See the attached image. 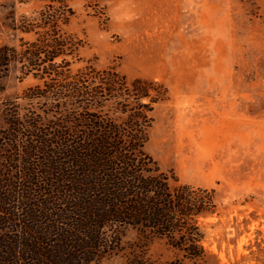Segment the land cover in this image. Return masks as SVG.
Wrapping results in <instances>:
<instances>
[{
    "label": "trees",
    "instance_id": "1",
    "mask_svg": "<svg viewBox=\"0 0 264 264\" xmlns=\"http://www.w3.org/2000/svg\"><path fill=\"white\" fill-rule=\"evenodd\" d=\"M27 2L29 0H18ZM14 16L17 45H0V77L14 66L40 82L21 96L44 113L5 104L0 128V264H96L123 249L127 228L177 251L165 264L207 258L203 219L216 214L214 189L182 183L144 150L158 81L90 63L70 70L79 38L61 25L68 0H41ZM125 264H148L133 254Z\"/></svg>",
    "mask_w": 264,
    "mask_h": 264
},
{
    "label": "rangeland",
    "instance_id": "2",
    "mask_svg": "<svg viewBox=\"0 0 264 264\" xmlns=\"http://www.w3.org/2000/svg\"><path fill=\"white\" fill-rule=\"evenodd\" d=\"M41 0H0V45L30 34L7 26L34 15ZM62 31L82 42L70 70L114 66L127 79L161 82L166 100L151 112L144 150L182 183L214 189L216 214L202 220L207 258L199 264H264V0H68ZM40 81L11 66L0 77L5 104L44 113L23 92ZM96 264H148L177 257L166 240L137 239ZM184 264H190L185 261Z\"/></svg>",
    "mask_w": 264,
    "mask_h": 264
}]
</instances>
